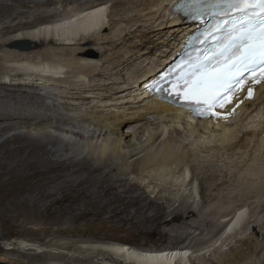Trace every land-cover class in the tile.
I'll use <instances>...</instances> for the list:
<instances>
[{
  "label": "bare ground",
  "instance_id": "obj_1",
  "mask_svg": "<svg viewBox=\"0 0 264 264\" xmlns=\"http://www.w3.org/2000/svg\"><path fill=\"white\" fill-rule=\"evenodd\" d=\"M102 1L0 0V101L7 102L0 106V222L4 231L5 226L10 227L13 233L30 239L10 244L28 260L15 261V264H181L178 261L186 260L191 253L188 247L157 255L141 249L163 247L169 239L174 245L184 243L193 237L190 229L201 231L200 236L210 230L215 239L221 234L213 244L219 257L210 264H264V217L247 221L246 205L237 200L238 196L233 197L236 203L232 205L211 204L216 197L209 195V191L220 192L230 184L225 170L206 172L199 178L203 205L183 201V197L178 200L184 187L190 190L191 196L199 193L191 176L198 173L194 162L200 158L199 154L207 151L214 152V156L205 166L215 163V158L224 159L228 155V160L236 162L230 166L242 169L246 179L254 184L246 195L247 200L261 198L264 193V84L259 87L255 100H244L245 105L239 108L243 110L240 117H226L218 122L195 121L183 109L146 93L147 83L161 73V67L166 66L191 27L198 25L180 15L182 0H114L113 7L124 13L111 12L108 23L107 4ZM57 5L77 7L63 8L61 12ZM128 11L135 14L125 19ZM17 41H29L33 48L12 49L11 45ZM89 50L100 53V60L92 58ZM143 57L147 62L133 77L134 90H123L121 83H116V88L107 86L109 80L105 75L124 76L123 72ZM63 87V91H56ZM43 89L50 91L43 94L40 92ZM102 90L104 93L119 90L123 94L130 91L132 94H125L130 96L127 103L139 104L141 112L137 115L120 112L118 106L112 107L116 105L112 96L107 100L111 105L106 102L108 96L100 94ZM50 94L83 102L102 98L103 102L99 103L105 109L113 108L110 114L94 113L91 118L103 126L98 132L100 137L108 134L99 149L82 158L76 154L60 157L57 147L67 141L50 129L74 132L54 126L49 122L51 116L41 112L55 107V100L50 106L45 104V100L51 99ZM11 103L19 106V110L13 112ZM56 120L65 126L73 124L62 115ZM132 124L140 127L133 134L124 132ZM160 125L165 127L162 132ZM142 133L146 139L140 137ZM168 135L171 138L165 140ZM81 136L87 137L84 133ZM132 147H136L133 152ZM119 156L127 161L136 158L129 168V174L136 177L134 180L118 175ZM236 177V187L241 186ZM167 184L173 190L179 188V192L169 193ZM78 204L86 206L85 212L91 210L93 219L89 218L91 221L84 225L87 230L74 225L77 218L66 215L67 209L76 210ZM167 204L172 207L169 209ZM51 208L56 211L52 213ZM218 218L222 221H217ZM65 225L67 228H63ZM252 226L257 229V235L250 231ZM107 227L129 232L135 239L106 236V233V237L85 235L89 229ZM207 227L209 230H205ZM4 231H0L1 240L6 237ZM36 235L47 238L48 242L44 241L47 245L36 244ZM66 236L78 240H59ZM155 236L160 239L154 241ZM224 239L226 243L218 246L217 242ZM34 247H41L42 251L49 248L44 254L28 255ZM27 249L30 251L25 254ZM192 256L189 258L194 260L193 264H202L192 260Z\"/></svg>",
  "mask_w": 264,
  "mask_h": 264
},
{
  "label": "rangeland",
  "instance_id": "obj_2",
  "mask_svg": "<svg viewBox=\"0 0 264 264\" xmlns=\"http://www.w3.org/2000/svg\"><path fill=\"white\" fill-rule=\"evenodd\" d=\"M102 3L107 4L106 7H105V10L107 11L106 12V23L109 22V19H108L107 16L110 15L111 12L115 13V14H117V13L118 14H123L124 13V11L122 9H119L118 7H113L114 0H103ZM72 7L75 9L77 6L76 5L67 6V7H64L62 5H57L56 6V8L59 9V11H61V12L63 11V8L71 9ZM128 12H129L128 14L124 15V17H126L125 19L132 18L131 16H133L135 14V13L134 14L131 13V11H128ZM61 15H63V14H61ZM73 16H68V18L71 19V17H73ZM61 18L64 19L63 16L62 17L60 16V19ZM39 27H40V25H39ZM85 45L86 44H83L82 46H85ZM51 48H53V47H51ZM89 53L92 56V58H96L97 60H100V58H101L100 53H97L95 50H89ZM146 62H147L146 57H143L141 60L135 62V64L133 66H131L129 69H127L126 71L123 72L124 76H116L114 74L105 75L104 78L106 80H109V82H108L109 85H107V86L116 88L117 86H114V85H116V83L118 85H119V83H121L120 85H124L123 90H127V91L131 90V88H132L131 86L133 85V81H134L133 77L136 76V73H140L144 69V67H145L144 64ZM124 77H125V79H124ZM73 81H76V79L73 78ZM113 83H115V84H113ZM125 83L126 84H130V85H126ZM48 85H50V84L48 83ZM41 87H43V86H41ZM61 89L63 91L65 88L64 87L63 88H59L56 91L57 92L58 91L61 92L60 91ZM103 89H105V87H103ZM132 90H134V88H132ZM48 91H50V90L43 89V91H40V92L41 93L44 92L43 94H45ZM56 91H54V92H56ZM118 91L117 90L112 91V93H114V95L112 93H104L105 90H102V92H99V93L102 94V95H105L104 97L108 96V98L105 99L106 102H109L107 100H109L110 96H112L111 97V99H113L112 102L116 104V105H112V107L114 108V107L118 106L119 107L118 109H119L120 112L127 111V113H130V114L133 113L132 115H137L139 112H141L140 111L141 108H138V107H140L139 104L138 105L137 104H133L132 102L131 103H127V100L130 97V96H127V95L128 94H132V93H130V91L125 93L127 95L123 94V92L119 93ZM102 95H100V97ZM123 95H125V96H123ZM50 97H51V99L45 100V104L50 106V105L53 104V102L55 100V107L51 108L50 111H45L44 109H41V112L42 113L46 112V113H48L51 116V120L49 122L51 124H53L54 126L58 125V126H61L64 129H70V130H72L74 132V134H69V133H63L61 131H56L54 129H50V131L54 132L55 136L60 137V138H62V139L67 141L66 144L61 142L58 145V147H57V149H59V151L61 152L59 154L60 157H70V156H74L76 154V155H78L79 158H82V157L86 156V154H88L90 151H94V150L99 149V147L108 138V134L105 135V136L100 137L98 135V132L101 131V128H103V126H100L99 124L92 122L91 118L93 117L94 113L100 114V115L110 114L112 112L111 109H113V108L105 109V107H103L104 105L99 103L100 101L103 102L102 98H90V99L85 100L83 102V101H78V100L71 99V98H65V96H63L62 98L61 97L60 98L59 97L55 98V97H53L50 94ZM67 97H71V95L70 96L67 95ZM129 100H130V98H129ZM3 103L5 104L7 102H4L3 100L0 101V106H3L2 105ZM74 103H77V104L79 103V105H77V106L72 105ZM108 104L111 105L110 102ZM11 108H12L13 112H16L17 110H19L18 109L19 106H16V105H14L12 103H11ZM115 110L118 111L117 109H115ZM59 115L65 116L67 118H70L73 121V124L65 126L66 125L65 123L57 121L56 118ZM151 118H152L151 120L154 121L152 116H151ZM155 122H157V121H155ZM98 125H99V127H98ZM161 125H163V124H161ZM163 126H161L162 128H160L159 131L162 132L163 129H165V127H163ZM139 127H140L139 124L138 125L137 124H132V128H130V129L125 128L124 132L133 134L134 132L137 131V129ZM255 127L257 128L258 125L256 124ZM18 132H20V131H17L15 133H18ZM81 133L86 134L87 137H82ZM140 137L145 138V139L147 138L145 136V134H143V133L140 135ZM170 138H171V135H168L165 140H168ZM139 142H141V141H139ZM160 143H162V142H160ZM139 144H141V143H139ZM149 146H152V145H147V147H149ZM212 146L215 147L216 143L214 145H212ZM145 149H147V148H145ZM134 150H136V147L130 148L131 152H133ZM143 151H145V150H143ZM213 153L214 152H210L209 153V151L200 153L199 154L200 158L194 162L195 163L194 165L198 169V173L195 174L194 176L192 175L191 176V180L192 179L195 180L196 186H197V190L199 191V193L196 194L195 197L191 196L190 195V190H188L186 187H184L183 190L180 189L181 193H179L178 196L179 195L180 196L182 195V196L181 197L179 196L178 200L180 201V198L183 197V201L187 200V201L193 202V203L197 202V205H199V206L203 205V203H204L203 197L200 194L201 180L199 178L203 175V173L218 171V169H220V170H225L228 173V176L226 177V179L230 182V184L227 185L226 187H224L223 190H221L220 192H214L213 190L209 191V195H214V197H216V199L214 198L211 201V204L214 205V204H217V203H223V204H227V205L228 204L232 205V204L236 203V202H234L233 197L234 196H238L237 200H242V203L246 205L245 206V214L247 216V221L250 218L254 219L257 216L264 217V193L262 192L263 195L262 194L260 195L261 198H255L254 200L253 199L247 200L246 195L250 194V191L252 190L251 188L254 187V184H252V182L250 180L246 179V175L245 176L243 175L244 171H242V169L239 168L240 169L239 170V169L233 167L234 163H236V162H232V160H228V158H229L228 155H226L224 157V159L223 158H220V159L219 158H215L216 159V161L214 160L215 163H212L211 165L205 166L204 163L205 162L206 163L210 162V159L214 156ZM141 156L143 157L145 155L141 154ZM116 161H117V164L120 165V167H119L120 172L118 173L119 176H122V178H126L128 180L129 179L134 180V178H136V177H134L133 174L132 175L129 174V171H130L129 168H132V166L134 165V163L136 161V158L133 159V160L132 159H130V160L128 159V161H127V160H123L119 156ZM240 161L241 160H239V162ZM232 164H233V166H230ZM240 173L244 177L240 176L241 175ZM136 176L138 177V175H136ZM235 176H237L236 179L239 181V183L242 184L241 186L236 187V184H235V181H234ZM167 186L170 187L169 189H167V190H170L169 193L174 192V194H176V192H179L177 190L179 188L174 187L175 190H173L172 185H168L167 184ZM143 187H146V186H143ZM144 190L145 191L148 190V192H150L149 188H146ZM171 190H172V192H171ZM184 198H186V199H184ZM177 205L179 206V204H177ZM167 206L169 207V209L172 207L170 204H167ZM55 209L56 208H51V212L52 211L55 212L56 211ZM85 209H86V206L83 207L81 204H78V208L76 210L67 209L66 215L68 217H70V218H72V217L77 218V221L75 222L74 225H76V226L79 225L78 227H80L81 229H84V230L86 229L87 230V226H84V225L86 224V221L87 222H88V220L91 221L93 219V216L90 213L91 210L87 209L86 210L87 212H85ZM87 213H89V214H87ZM239 214L240 213H238V215ZM235 216L236 215L232 216L231 218H234ZM217 221H222V219L218 218ZM227 226H226V228H227ZM63 228H67V225H65V227L63 226ZM107 228H103V229H99V230L97 229L99 232L96 229H94V230L89 229L87 231L88 233L85 234V235H88L89 237L90 236H94L95 234H99L101 237L117 235V236H120V237L122 236V237H125V238L129 237V238L135 239L134 238L135 236H132L131 234H129V232H126V231L117 232V231L113 230L111 227H107ZM109 228H111V229H109ZM33 229L37 230L36 227H34ZM207 229L209 230L208 227L205 228V230H207ZM0 231L1 232L4 231V225L1 222H0ZM191 231H192L193 237H191L190 239L186 240L184 243L174 245V241H172V239H169L168 242H166L164 244L165 246H163V247L155 248L154 250L153 249H141V248L140 249L144 253H150V254H153V255L154 254L157 255L156 252L160 253V254H163L164 252L172 253L175 250L179 251L178 250L179 247L184 246V247H188V249L191 252V253H189L190 254L189 257H191L193 255L192 256V260L194 258L195 260H198V262L202 263V264H210L212 261L216 260L219 256L215 255V251H214L215 247H214L213 244L215 243L214 242L215 240H219L220 239V235L221 234L215 239L216 235L211 234L210 230L207 231L202 236H200L202 232L198 231L197 229L196 230L195 229H190V232ZM250 231L252 233H255L253 231V226L250 228ZM4 232L6 233V237H4L2 240L0 239V264H15V261L17 263H23V261L26 260L20 254V253H23V252H20L21 250H16L15 246H13V245L10 246V244L11 243L12 244L20 243L18 241H20L21 239H26V237H21L20 235L13 233L14 229L10 228V227L7 228L6 226H5V231ZM10 232H12L13 234L11 236H8L7 234L10 233ZM89 232H94V233H89ZM105 233H106V236H105ZM243 233H244V231L242 232V234ZM66 238L68 239V241H74V239L78 240V238H74V237L70 238L69 236L68 237L67 236L63 237V238H61L59 240L60 241H62L63 239L67 240ZM34 239H36V244H39V245L41 243L46 244L44 241L48 240L47 238H43L42 236H39V235L34 236ZM153 239H154V241H157L158 239H160V237L159 236H155ZM26 240L29 241L30 239L27 238ZM200 240H203V241L200 242V244H196ZM193 241H194V243H192ZM226 241H227V239H224L221 243L217 242V244H218V246H221L223 243H226ZM231 241H233V239ZM46 242H48V241H46ZM114 244H116V243H114ZM104 245H107V243H105ZM107 246H109V245H107ZM49 247H50V249H53V250L55 249V247L53 248L51 245H49ZM49 247H47L46 251H48ZM40 248L34 247L32 253H30V254L27 253V252L30 251L29 249H27L25 254H28V255L44 254L46 251H42ZM18 249H19V247H18ZM136 249L138 250L137 247H136ZM225 249H227V248H225ZM160 250H161V252H160ZM166 250L167 251L170 250V251L167 252ZM15 252H17V253H15ZM189 257L186 258L187 261L184 258L185 261L183 259H181L180 262L178 261V263L182 262L184 264L185 263L186 264L187 263L188 264H193L194 260L191 261V259ZM26 261H28V260H26ZM33 264H39V263L38 262H34Z\"/></svg>",
  "mask_w": 264,
  "mask_h": 264
},
{
  "label": "snow or ice",
  "instance_id": "obj_3",
  "mask_svg": "<svg viewBox=\"0 0 264 264\" xmlns=\"http://www.w3.org/2000/svg\"><path fill=\"white\" fill-rule=\"evenodd\" d=\"M206 9L232 19L215 26L222 33L215 48L198 57L173 85L174 94L196 105L201 116L215 115L213 109L232 103L234 89L243 90L246 73L259 71L264 77V0H184L181 5L182 11L197 15Z\"/></svg>",
  "mask_w": 264,
  "mask_h": 264
},
{
  "label": "water",
  "instance_id": "obj_4",
  "mask_svg": "<svg viewBox=\"0 0 264 264\" xmlns=\"http://www.w3.org/2000/svg\"><path fill=\"white\" fill-rule=\"evenodd\" d=\"M12 48L20 49V50H30L33 48L32 44L29 41H17L11 45ZM253 231L256 233L257 229L253 228ZM258 234V233H256Z\"/></svg>",
  "mask_w": 264,
  "mask_h": 264
}]
</instances>
